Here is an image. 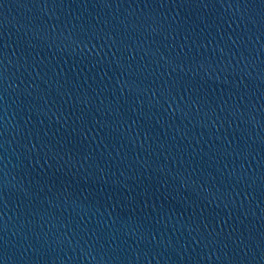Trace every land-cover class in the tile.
<instances>
[{
  "label": "water",
  "instance_id": "95a60500",
  "mask_svg": "<svg viewBox=\"0 0 264 264\" xmlns=\"http://www.w3.org/2000/svg\"><path fill=\"white\" fill-rule=\"evenodd\" d=\"M0 264H264V0H0Z\"/></svg>",
  "mask_w": 264,
  "mask_h": 264
}]
</instances>
